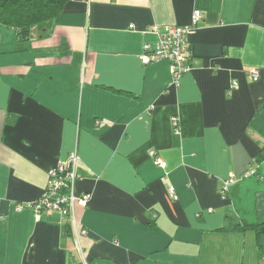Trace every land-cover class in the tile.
Here are the masks:
<instances>
[{"label":"crops","instance_id":"0c3cea01","mask_svg":"<svg viewBox=\"0 0 264 264\" xmlns=\"http://www.w3.org/2000/svg\"><path fill=\"white\" fill-rule=\"evenodd\" d=\"M194 9L175 83L140 54ZM74 152L79 238L32 206ZM262 222L264 0H68L26 42L0 22V264H264V236L235 228Z\"/></svg>","mask_w":264,"mask_h":264},{"label":"built area","instance_id":"2783aa9c","mask_svg":"<svg viewBox=\"0 0 264 264\" xmlns=\"http://www.w3.org/2000/svg\"><path fill=\"white\" fill-rule=\"evenodd\" d=\"M194 10L190 25H168L163 29L157 25L152 26L150 31L157 35V41L154 44L145 43L143 52L140 54V59L144 64L167 61L175 83L181 76L193 70L189 31L203 18V10ZM249 75L257 80L259 78L258 69L252 68ZM232 87L237 88L238 82L234 81ZM179 122L180 117L174 115L172 125L177 134L180 133ZM151 154L155 156L156 152L151 151ZM155 161L162 166L165 164L160 157H156ZM81 166V159L77 152L71 154L66 160L60 161L48 171L47 185L40 197L32 204L38 213L58 211L67 217L77 238L88 234V229L82 226L78 208L87 206L91 199L90 193L78 194L76 190L77 182L82 178ZM245 175H249V172ZM234 181V174L224 181L220 191L223 197L227 196L229 186Z\"/></svg>","mask_w":264,"mask_h":264},{"label":"trees","instance_id":"16d2710c","mask_svg":"<svg viewBox=\"0 0 264 264\" xmlns=\"http://www.w3.org/2000/svg\"><path fill=\"white\" fill-rule=\"evenodd\" d=\"M67 1L0 0V22L15 29L19 42H26L33 26L57 19ZM235 228L242 231L253 229L264 236V222L255 225L240 223Z\"/></svg>","mask_w":264,"mask_h":264}]
</instances>
